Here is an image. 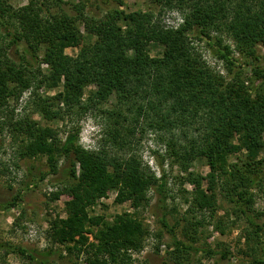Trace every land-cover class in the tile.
I'll list each match as a JSON object with an SVG mask.
<instances>
[{"label": "trees", "instance_id": "trees-1", "mask_svg": "<svg viewBox=\"0 0 264 264\" xmlns=\"http://www.w3.org/2000/svg\"><path fill=\"white\" fill-rule=\"evenodd\" d=\"M151 1L162 8H177L183 23L167 28L156 22L150 11L125 12L123 8L109 9L96 18L82 13L77 17L61 10L58 3L60 12L45 15L41 10L45 3L38 0L18 8L0 0V111L9 98L17 99L29 88L39 100V113L51 119L61 118L65 112L99 108L111 99L114 110L136 105L135 114L144 117L147 127L169 133L166 144L183 169L187 171L196 159L208 166L204 177L188 173L193 183L191 206L214 213L215 188L221 183L263 244L260 226L249 212L252 188L258 182L254 176L263 163L259 156L264 151V67L251 69L254 79H246L239 71L231 74L232 65H241L231 53L258 58L257 45L264 47V0ZM78 19L85 24L88 41ZM223 34L232 39L233 50L222 44ZM195 40L211 47L228 68L229 79L206 63L193 45ZM151 44L161 48L158 55L149 53ZM69 46L78 47V52L65 54ZM11 47L18 62L10 53ZM35 59L47 67L40 79L32 71ZM38 82L60 90L52 97H40L34 91ZM86 88L90 89L84 98ZM23 121L27 122L23 119L14 124V129L24 130L29 139L20 156H46L48 172L53 174L59 171L58 160L62 159L70 164L74 177L63 188L68 196L66 217L51 225V241L59 247L29 250L0 243L6 253L24 258L22 264H58L66 255L80 258L84 264H136L132 254L143 249L147 234L142 223L130 213L115 215L113 221L88 213L103 189L116 190V200H129L135 209L148 201L150 189L160 196L159 219L170 236L161 250L160 264H193L198 256H218L220 260L233 256L229 251L199 247L177 237L167 219L164 175L156 176L135 154H112L102 144L98 150H87L78 144L79 129L74 125L61 139L51 128L35 126L34 122L24 127ZM104 135L114 137L106 129ZM231 155H236L235 162L228 161ZM74 164L78 165L77 175ZM15 200L0 209L13 207ZM87 224L97 226L94 241L86 235ZM159 248L157 243L156 253ZM251 262L264 264V254Z\"/></svg>", "mask_w": 264, "mask_h": 264}, {"label": "rangeland", "instance_id": "rangeland-1", "mask_svg": "<svg viewBox=\"0 0 264 264\" xmlns=\"http://www.w3.org/2000/svg\"><path fill=\"white\" fill-rule=\"evenodd\" d=\"M41 10L45 15L60 12L57 3L66 13L79 17H101L109 9L123 8L125 12L150 11L153 19L167 28L180 26L184 17L177 8H162L152 3L151 0H38ZM14 8L26 5L29 0H7ZM79 10V11H78ZM77 24L85 37V24L78 19ZM222 44L230 45L234 49L232 39L223 34ZM7 43V42H5ZM194 47L200 52L206 63L215 68L219 73L230 78L231 74L241 72L246 79H254L251 69L258 65L264 67V47L257 45V59L242 57L237 51H232L233 57L239 59L240 66L231 67V74L224 62L213 54L211 47L205 41H193ZM12 50V47L9 49ZM151 55H158L161 48L151 44L148 46ZM14 51L10 53L14 60L18 58ZM78 47H66L64 53L75 55ZM41 54V53H40ZM32 71L40 79L47 73L46 64H39L33 60ZM255 83L260 79L256 78ZM89 89L84 90L83 97H87ZM60 87H49L46 82L37 83L36 95L40 97H52ZM32 93V88L22 92L16 98H9L0 111V206L7 205L15 200V205L9 209H0V243H11L29 250H42L47 247H59L52 243L51 225L58 219L66 217L65 201L68 196L63 193L64 185L72 181L70 164H64V160H58L59 171L48 172L46 156L36 157L20 156L21 147L29 141L27 132L15 130L14 124L23 121L34 122L35 126L53 129L61 139L71 125L79 129L78 144L87 150H98L100 145L112 154L123 157L135 154L143 165L156 176L164 175L166 185L163 191L165 198L167 219L174 229L177 237L186 243H192L199 247L211 248L218 251H229L233 256L228 259L213 257H201L193 264H254L253 257H261L264 254V243H259V237L254 232L247 217L239 211L236 203L226 196V187L219 183L215 188L216 207L215 212L208 210H196L191 206L193 183L188 180V173L205 176L209 168L205 161L196 159L188 165L186 171L180 159L172 154V147L168 146V132L154 131L147 127L143 116L135 113L136 105L132 109L123 108L122 111L114 110V103L106 102L99 108L78 110L75 113H63L61 118H48L37 110L38 98ZM62 107V105H59ZM119 111V113H118ZM138 119V121H136ZM105 129L112 131L114 137L104 135ZM191 129L189 130V132ZM104 132V133H103ZM175 133L179 134L178 130ZM190 135L187 134V137ZM164 139H162V138ZM185 139V138H184ZM183 140V139H182ZM104 141V142H103ZM259 158L263 159L261 170L254 176L258 182L252 188L253 202L250 207L249 217L260 226L261 237L264 242V151ZM229 162L236 161V155H231ZM75 175L78 173V165L74 164ZM68 171V172H67ZM207 182L202 180V188L206 190ZM207 192V191H205ZM116 190H99L96 202L88 207L90 216H102L104 220L113 221L115 215L130 213L134 215L146 229V238L143 249L132 256L136 264H160L166 244L170 242V236L165 232L160 222L162 213L160 196L152 189L148 191L147 202L134 208L129 200L118 202ZM162 200V198H161ZM89 240L94 241L93 233L97 226L86 225ZM160 243L159 252H155V246ZM61 248V246H60ZM66 255V254H65ZM24 258L15 253H6L4 247H0L1 264H22ZM58 264H84L79 258L66 255Z\"/></svg>", "mask_w": 264, "mask_h": 264}]
</instances>
